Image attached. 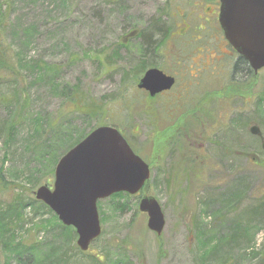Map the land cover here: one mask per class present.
Wrapping results in <instances>:
<instances>
[{"label": "rangeland", "instance_id": "rangeland-1", "mask_svg": "<svg viewBox=\"0 0 264 264\" xmlns=\"http://www.w3.org/2000/svg\"><path fill=\"white\" fill-rule=\"evenodd\" d=\"M0 2L9 16L4 37L11 54H19L22 63L46 65L23 68L22 78H0V171L6 182L15 185L13 191L0 193L1 212L15 195L28 200L38 187L51 186L58 160L81 134L94 130L99 120L123 130L133 151L147 164L152 161L149 182L137 196L154 197L165 221L157 236L148 230L136 195H112L97 202L101 234L82 253L76 247L75 232L73 236L58 228L64 226L48 208L26 209L16 236L24 246L32 245L31 252L27 249L17 258L11 256L4 264H50L55 255L63 253L59 264H264V226L258 217L264 209L254 210L263 203L264 151L249 133L253 124L258 125L264 138V69L248 77L246 84L239 74L231 75L235 58L222 55L224 39L215 21L200 26L197 19L205 5L200 7L198 0ZM159 27L172 31L161 58L142 57L145 43L141 35ZM209 55L212 59L222 56L211 66L216 68L213 75L221 70L220 76L211 83L191 86L184 99L177 98L200 58ZM141 61L176 75L173 89L155 102L130 81ZM243 84L247 87L241 88ZM218 90L230 97L207 105L216 111V130L202 152L184 144L176 152L172 139L163 145L153 141L180 111L169 109L179 102H184L183 109H193L202 105V101L196 103L205 93ZM73 96L81 99L80 108L91 103H105L109 108L100 118L89 119L73 110ZM186 127L199 128L195 121ZM198 178L200 183L195 181ZM241 222L258 229L252 242L223 243ZM218 240L222 241L218 255L202 263L200 256Z\"/></svg>", "mask_w": 264, "mask_h": 264}, {"label": "water", "instance_id": "water-1", "mask_svg": "<svg viewBox=\"0 0 264 264\" xmlns=\"http://www.w3.org/2000/svg\"><path fill=\"white\" fill-rule=\"evenodd\" d=\"M218 23L226 42L250 69L254 72L263 69L264 0H220ZM173 85L172 77L151 68L136 87L154 97ZM249 133L260 139L264 151L258 125L253 124ZM149 178V166L132 151L121 132L99 126L58 160L52 185L38 187L33 196L64 227L74 229L76 247L85 253L101 234L97 202L119 193L134 196ZM138 210L146 214L148 230L160 236L165 221L156 199L143 196Z\"/></svg>", "mask_w": 264, "mask_h": 264}, {"label": "trees", "instance_id": "trees-1", "mask_svg": "<svg viewBox=\"0 0 264 264\" xmlns=\"http://www.w3.org/2000/svg\"><path fill=\"white\" fill-rule=\"evenodd\" d=\"M3 4L0 2V78L1 77H20L22 78V73L24 70L23 68H28V70H31L33 68H46V65L43 64H39L38 61H27V62H23L21 61L20 55L19 54H11V48L8 47L6 41H5V37H4V27H5V22L8 21L9 16L3 12ZM165 15V14H164ZM163 16V15H162ZM162 16L159 17L158 23H162ZM4 24H3V21ZM154 31V30H153ZM141 38L143 39L145 44H142V48H141V53H143L141 56L145 57V55H147L148 59L149 58H153L154 57H158L161 58V54L166 45L168 44V42L170 41V39L172 38V31L171 29H162L161 27H159L158 29H156L153 33L150 32H146L144 34L141 35ZM36 67H35V66ZM239 65V64H237ZM30 66V67H29ZM151 68H156V69H160V67L156 66L155 64H151V63H147V61H141L139 62L135 69V72L133 70H131L130 72H132L133 75H131L130 81L131 83L135 84V86L137 85V83L139 82L140 78L142 77L141 74L145 71H147L148 69ZM243 68V65H242ZM237 69V67H236ZM25 72V71H24ZM130 74V73H129ZM39 77V74H38ZM128 78V77H127ZM15 79H13L14 81ZM124 81V79H123ZM78 97V96H77ZM81 99L75 100L74 96L73 99L71 100L72 107H74V111L76 113H79L89 119H98L100 118V116H102V112L105 110V108H109V106H107V104H103L102 106L95 104V103H91L90 105H85L84 107L80 108V102ZM107 106V107H106ZM257 106V103H256ZM72 107H71V111H72ZM107 122V121H106ZM99 126H107V124L105 123V121L102 123V121H97L96 123V128ZM111 127L117 128L119 129V127H116V125H112ZM259 127V126H258ZM92 130L85 132L83 134H81V136L79 138H77L69 147L68 149H70L71 147L73 148L77 143H79L87 134H89ZM163 138L161 136H158L157 139H155L156 144L160 143L161 140ZM159 140V141H158ZM257 140H259L257 138ZM261 146V143H260ZM67 149V150H68ZM66 150V151H67ZM179 152H181L180 148H178ZM262 150V148H261ZM240 155V154H239ZM173 156V155H172ZM249 158H251L252 162L250 163H254L253 159V155L249 154ZM189 162V161H188ZM186 162V163H188ZM195 162V161H193ZM183 164L185 163L182 162ZM256 164L258 163V161L255 162ZM200 173L203 172V170H199ZM2 171H0V193L1 192H8V191H13L15 188V185H13L14 183H10V182H6L5 179L3 178L2 175ZM187 172L184 173L185 176H187ZM196 171L193 170L192 171V175L195 176L196 178ZM197 177H200L199 175ZM194 178V177H193ZM194 178V179H195ZM201 178H198L195 181H198L199 183L202 181L200 180ZM49 183V182H48ZM148 183H146L147 185ZM145 185V186H146ZM244 185V184H243ZM13 186V187H12ZM48 186V185H47ZM144 186V188L141 190V193H143V191L146 189V187ZM167 186V184H166ZM245 186V185H244ZM33 195V192H32ZM122 196H126L123 194H117L114 195L113 197H122ZM128 197V196H126ZM137 199H140L139 196L136 195ZM234 200V199H233ZM25 201V202H24ZM262 205H258L254 210H261L264 209V196L262 198ZM3 205H0V207H2ZM118 209H122L121 206L117 207ZM26 209H31L32 211L37 212L38 210H45L47 209V207L45 205H43L41 202H37L35 200V198H31L29 197L28 200H24L21 196L19 195H15L14 199L8 204L7 207H5V209L1 212V208H0V258L3 257L4 262L3 264L9 261V258L12 256L13 258H17L20 256L21 252H26L28 249V253L30 254L31 249H32V245L29 247H26L23 245L22 241H17V232L19 230L22 229L23 226V218H24V211ZM254 212V211H253ZM260 217V222L261 225L264 226V215L263 216H258ZM58 228H62L64 230H69L71 232V234L74 236V230L72 228H64L61 225L58 226ZM258 229H252L250 227V222L247 223H238L234 226V230L233 232L230 234V236H228L223 243H236L238 240H242L245 239V241L247 243H251L253 238H254V233L257 232ZM222 241H217V243H215L214 245H212L211 249L209 250V252L205 253V255H201L200 259L201 262H206L207 260L216 257L218 254V249L220 248V244L222 243ZM206 243V245L208 244L207 242H203ZM74 250H76L75 246H74ZM264 256V254H263ZM62 257H64V253L63 255H59L56 256L51 260L50 264H59V262L61 261ZM1 260V259H0Z\"/></svg>", "mask_w": 264, "mask_h": 264}, {"label": "flooded vegetation", "instance_id": "flooded-vegetation-1", "mask_svg": "<svg viewBox=\"0 0 264 264\" xmlns=\"http://www.w3.org/2000/svg\"><path fill=\"white\" fill-rule=\"evenodd\" d=\"M198 1H199L198 5L200 7L205 5L203 13L197 14V19H199V21H200V26H202V25L205 26V24H210L211 21L213 20V21H215L214 25L215 26L217 25V29L222 34L220 27H219V23H218L220 0H198ZM196 7H197V5H194V8H196ZM222 38L224 39L223 34H222ZM223 42H224L223 47L225 49V52H222L223 53L222 55L235 58L233 66L231 67V75L234 73L239 74L240 75L239 77L241 79L240 81L244 82L246 84L247 83L246 80L248 79V77L258 76L260 74V72L263 69H261L257 72H254L252 69H250L248 63L246 61H244L233 50V48L226 42L225 39L223 40ZM208 53L213 54L212 52H208ZM211 56L212 55H209L208 57L204 56V57L200 58L201 62L198 64L196 72L193 75L190 74V81H188L186 83V85L183 86V91L180 93V95L176 96L177 98L184 99V97L187 96L188 89L191 86H199L201 82L211 83L212 79L220 76L221 70L219 69V75H216V74L213 75L216 68H214L215 66L214 67H211V66L215 64V63H213V60L217 61V60L221 59L222 56L217 57L215 59L210 58ZM201 64H203V67ZM237 64H239V65H237ZM242 65H243V68H242ZM236 67H237V69H236ZM158 70H160L166 76L172 77L174 79V85H173V87H174L176 84V75L171 74L162 68H160V69L158 68ZM232 81H233V77L231 78L230 83ZM234 86H237V85H234ZM173 87L171 89H173ZM244 87L246 88L247 86L243 84V87H241V88H244ZM198 92H199V88H198ZM144 93H146V92H144ZM167 93H169V91L162 92L160 94H157L154 97H150L148 95V93H146V94L148 95V99L150 101L155 102L157 98H159L161 96H165V95H167ZM229 95H230V93L228 94L224 90L211 91V92L205 93L203 98L196 103V106H197V105H200L201 101H202V105H200L198 107H194L193 109H183L184 102H179V104L180 103L181 104L178 107L168 110V112H172V113H174L175 110L176 111L180 110L179 113L177 114V117L173 120V122L171 124L166 126L161 131H158L156 133V135L154 136L153 141H156L155 139H157L158 136H161L163 138L161 140V144L163 143V141L165 143H167L171 139L174 140V142L177 144V145H174V149H176V152L179 151L178 148H181V147H179L180 144H184V146L187 145L189 148H193V149L198 148L202 152L203 148L206 147L207 144H210L211 141L213 140V138L215 136V130H216V120L214 117L216 115V111H214V109L212 107H208L209 103H211V101L214 99H222V98H226V96L230 97ZM207 100L209 102L206 104V102H204V101H207ZM258 106H259V104L257 103V107ZM191 116L192 117L195 116V118H191ZM188 117H190V119H188ZM192 121H195L198 124L199 128L196 129L198 131H194V130L186 127V124L189 122H192ZM123 136L126 139L124 131H123ZM126 141L128 142L127 139H126ZM128 144L130 145L129 142H128ZM130 147L133 148V146H131V145H130ZM137 155H138V153H137ZM200 157L203 158L204 155H201ZM196 158H199V156H197ZM201 162L204 163L205 162L204 159H202ZM151 165H152V161H151V163L148 164V166L150 168V172L152 171V168H153V166L151 167Z\"/></svg>", "mask_w": 264, "mask_h": 264}]
</instances>
